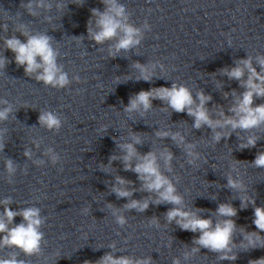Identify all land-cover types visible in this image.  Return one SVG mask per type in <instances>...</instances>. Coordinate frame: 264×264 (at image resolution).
<instances>
[{
	"label": "clouds",
	"instance_id": "obj_1",
	"mask_svg": "<svg viewBox=\"0 0 264 264\" xmlns=\"http://www.w3.org/2000/svg\"><path fill=\"white\" fill-rule=\"evenodd\" d=\"M104 4V10L92 8L91 17L87 26V38L94 41L97 45L107 44V51L110 57H115L121 52H127L140 44L143 32L141 28L129 23V15L123 4L118 0H101ZM78 6L83 3L77 0ZM21 7L27 12L36 16V9L41 8L51 11L53 5L48 0H29L27 3H21ZM57 10H62L65 5L57 3ZM46 20L50 19L46 17ZM147 22L144 28H148ZM3 30L8 31V25H3ZM21 35L25 37L22 41L16 35L5 37L3 40L4 47L15 54L17 66H23L25 75L34 78L37 82L46 87L55 89H64L75 80L80 82L79 75L69 78V74L64 70V65L58 63L60 56L59 49L53 46V37L44 32L33 33L26 25H21L18 29ZM77 44L82 43L83 36L73 37ZM256 64L253 66V57L236 61L235 66L223 68L220 70L222 75H226L229 80L240 82V87L244 89L242 93L237 94L235 90L232 93H225V98L229 95L233 97V103L227 111L223 106H217L216 110H210L206 105L211 100L210 95L199 91L193 96L192 90L183 85L173 82L170 88H152L148 91H140L130 98L124 112L131 114L140 112L143 115L152 107L153 100H161L166 103L167 107L177 113H187L194 119L192 125L195 129L207 127L212 130V141L219 143L222 139H227L237 130L250 132L254 129L264 127V103L255 105L254 100L257 98L264 99V55L255 57ZM10 63L5 56L0 54V70ZM156 64L148 66L136 63L134 67L139 70L140 75L137 80L151 81L153 69ZM161 68L164 66L161 64ZM130 79V77H129ZM0 122L8 120L13 113V105L7 99H0ZM167 110V109H165ZM39 124L48 130L59 131L62 126L60 116L52 111H41L39 115ZM106 130V129H105ZM155 135L158 138L170 137L178 146H183L187 155L188 164L196 165L201 154L195 151L196 145L187 142L181 132H171L169 130H158ZM4 130H0V151L4 149ZM238 134V139H239ZM261 138L255 134L249 135L246 140L242 141L238 147L240 150L245 148H254ZM142 143L140 134H130L129 141L119 143L118 147L123 153L121 156L112 155L109 157V165L115 160H121L125 171H132L137 174V179L141 182L140 191L147 192L149 195L143 200L130 199L129 203L124 205L125 209H136L138 212H144L148 209L149 204H171L172 207L165 213V220L168 224L173 221L183 230L199 233V236L193 239L194 247L191 252L184 254L185 259L197 253L200 248H205L209 252L218 254V259L235 261L237 256L233 253L234 240L236 232V223L232 219L237 215V209L231 203H221L215 215L221 219L213 220L211 217L204 218L198 213L201 210L191 211L184 206L183 196L178 192L176 183L173 178L166 175L161 169L163 166L169 172L172 169L173 153L169 149H164L158 154L149 151L146 154H139L137 144ZM50 155L52 162L55 164L59 156L49 148L47 153ZM24 155L31 158L32 153L25 150ZM43 163V161H37ZM256 168H264V150L258 151L256 157L250 162ZM5 169L11 183V176L16 172L17 166L11 159L5 160ZM235 171V165L232 166ZM133 181L126 180L117 176L111 191L118 198H130L136 191L132 185ZM227 186L240 192L246 191V186L242 179L234 178L231 174L227 176ZM12 203L11 197L0 200L3 205V212L0 213V248L9 247L17 248L28 256L37 255L41 251V244L44 239V233L41 231L45 219L40 214L37 207H26L18 210H12L9 205ZM252 205L254 209V219L252 223L256 231L246 232L241 247L245 250L249 248L264 247V244L257 246V241L264 240L261 235L264 232V206H256L254 198L244 195L241 197V209ZM112 208V214L116 218V223L124 226L127 223L126 218L119 214L120 209ZM89 209H83L87 213ZM21 217L19 224L11 226L14 218ZM159 227V218L152 217L149 226ZM241 232H245L242 228ZM115 249V245H110ZM0 264H27L26 261L18 259L16 253H12L8 258H0ZM84 264H91L85 261ZM96 264H153L151 257L133 258L130 256L116 257L112 253H107L96 262ZM173 264H180L179 258L173 259ZM249 264H264V257L257 260H250Z\"/></svg>",
	"mask_w": 264,
	"mask_h": 264
}]
</instances>
